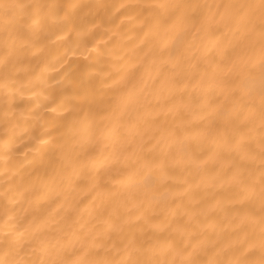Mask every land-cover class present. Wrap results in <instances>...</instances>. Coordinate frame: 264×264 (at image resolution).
I'll return each instance as SVG.
<instances>
[{
  "label": "bare ground",
  "instance_id": "obj_1",
  "mask_svg": "<svg viewBox=\"0 0 264 264\" xmlns=\"http://www.w3.org/2000/svg\"><path fill=\"white\" fill-rule=\"evenodd\" d=\"M0 264H264V0H0Z\"/></svg>",
  "mask_w": 264,
  "mask_h": 264
}]
</instances>
